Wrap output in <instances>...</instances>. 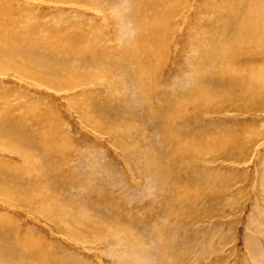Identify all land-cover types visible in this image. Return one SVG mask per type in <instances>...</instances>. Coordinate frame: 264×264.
<instances>
[{"label":"bare ground","instance_id":"obj_1","mask_svg":"<svg viewBox=\"0 0 264 264\" xmlns=\"http://www.w3.org/2000/svg\"><path fill=\"white\" fill-rule=\"evenodd\" d=\"M127 1L131 8L124 13V20H130L134 28L132 37L126 43L117 42L116 32L110 39L104 32L96 31L95 26L91 33L85 30L67 33L57 36L55 42L41 34L39 25L18 27L25 12L10 17L5 13L8 8L0 2V70L15 68L21 71L24 67L28 75L34 74L67 90L88 84L108 88L110 92L105 94H82L80 102H76L80 104L84 122L99 120L100 124L112 131L125 130L121 141L117 142L119 145L122 142L126 147L136 146L138 154L142 156L140 174L148 179L151 187L156 185L163 188L162 183H169L171 190L160 196V201L144 204V209L140 206L135 211V207H131L127 211L125 206L114 205V192L107 188L106 194L111 196L105 195L104 198L111 202L107 201L104 207L110 211V218L103 221L96 217L95 221L82 222V232L89 228L100 231L94 236L100 239L109 238L114 230L126 235L130 229V233H134L133 222L150 215L158 227L156 237L160 239V257L165 264H179L178 256L170 253V246L166 243L169 234L164 225L182 227L185 224L182 216L193 218L200 215L202 220L205 219L206 207L203 205L206 199H210H205L202 189L205 184L201 185L206 180L201 184L199 181L186 184L181 179L190 176L189 168L195 161H203L207 152L212 153V159H206V162H214L221 157L232 156L245 148L248 142L241 131L215 130L213 123L204 119L211 113L224 115L229 111L251 113L264 110V0H218L227 13L220 15L217 12L212 19L221 20L220 25L224 30L217 33L212 46L200 47L201 57L194 63L197 66L188 68L192 72L191 81L181 90L172 86L171 75L163 74L164 50L170 43L169 27H164L168 15L161 18L153 11L152 15L145 12L148 15L145 17L139 11L140 0ZM206 6L210 9L209 2H206ZM96 10V15H104ZM147 20L149 22L146 23ZM208 24L213 25L212 22ZM208 27L206 25L201 29ZM149 29L150 33L145 35ZM17 61L24 64L19 62L21 65L15 67ZM37 70H43L44 75L40 72L35 74ZM129 89L134 90L135 98L140 103L137 111L121 106L129 97ZM89 96L90 100L86 98ZM72 100L69 99L70 102ZM76 103H72L75 108ZM3 107L6 111L3 109L4 115H0V148L14 152L19 161L0 159V196L17 206L41 212L59 228H65V223L72 220L70 216H77L78 211L72 214L60 212L61 204L52 200L51 196L46 197L50 183L69 181L65 178L72 176L70 170L66 173L71 154L65 143L57 142L62 136L54 133L55 121L50 122L48 116L41 114L36 118L39 129L33 131L29 127V115H12L8 104ZM91 109L95 113L99 111L101 116L107 115V118L95 117ZM227 121L232 122L231 119ZM44 128H48V133L43 132ZM138 132L139 135H136ZM150 132L156 133L159 139H150ZM50 146L53 150H49ZM130 155L134 156V153L130 152ZM54 157L58 160H54ZM94 192L97 193L96 190ZM96 193L89 192L84 196L99 207V204H103L102 198L99 199L100 195ZM127 214L136 216L128 219ZM12 223L11 216L0 213V264H85L58 261L55 255L44 249L41 240L34 243L35 251L30 249L26 245L28 234L23 235ZM79 233L74 232L73 238H84ZM133 241L140 243V238L137 240L132 234L129 243Z\"/></svg>","mask_w":264,"mask_h":264},{"label":"rangeland","instance_id":"obj_2","mask_svg":"<svg viewBox=\"0 0 264 264\" xmlns=\"http://www.w3.org/2000/svg\"><path fill=\"white\" fill-rule=\"evenodd\" d=\"M102 1L0 0L8 8L5 13L10 17L18 12H25L20 18L18 27L24 28L29 24L39 25L41 34L49 36L55 42L57 36L67 33H81L84 30L91 33L92 27L95 26L96 31L104 32L110 39L116 32L117 42L126 43L128 38L132 37L134 28L132 22L125 21L123 16L131 8L129 1ZM140 2L139 11L145 17H148L145 12L152 15L153 11L161 18L168 15L164 27L166 25L169 27L170 43L164 50L166 59L163 64V74L168 77L171 75L172 86L176 90H181L191 81L192 72H189L188 68L197 66L194 63L201 57L200 47L212 46L213 40L217 39V33L224 30L220 25L221 20L213 21L212 15L217 12L221 15L223 12L227 13V10L218 0H140ZM206 2L210 3V9L207 8ZM96 9L104 15L97 14V16ZM214 10L216 12H213ZM211 22L213 25L208 24ZM206 25L209 27L201 29ZM149 33L150 29L145 35ZM21 61L15 62V67L23 65ZM19 62L21 64H18ZM181 68H184L182 72ZM24 69L23 67L21 71L15 68L0 70L2 105H0V115H4L6 109L3 106L8 104L11 107L10 114L29 115L28 121L30 120L31 124L29 127L33 131L39 129L36 118L41 114L48 116L50 122L55 121L54 133L62 136L57 142L65 143L64 146L71 154V162L66 173L70 170L72 176L65 178L69 181L50 183L46 197L51 196L52 200L61 204L60 212L72 214L78 211V213L77 216L73 214L70 216L72 220L65 223V228H59L53 220L45 217L41 212L7 202L2 199L3 196H0V213L11 216L15 228L23 235L28 234L26 245L30 249L35 251L34 243L41 240L44 249L55 255L60 262L165 264L159 254L160 239L156 237L158 227L156 221L150 219V215L133 222L134 233H130V229L126 235L122 231L114 230L109 238L100 239L94 237L100 234V231L89 228L82 232L84 229L80 223L95 221L96 217L103 221L110 218V211L104 207L106 202L110 201L104 198L105 195L111 196L106 194L107 188L114 192V197L112 196L114 205L125 206L127 211L131 207H135V211L140 209V206L144 209V204L160 201L162 199L160 196L171 190L169 183H162L163 188L156 185L151 187L148 179L140 174L142 156L138 154L136 146L126 147L122 142L120 145L117 142L121 141L125 130L112 131L100 124L99 120L84 122L80 104L76 102H80V98L89 93L110 92L108 88L100 84H88L68 90L62 89L43 78L35 77L34 74L28 75ZM39 72L44 75L43 70H37L35 74ZM115 94V97L119 96L117 92ZM86 98L90 100L91 96ZM69 99L75 101L70 102ZM134 99L136 100L135 92L129 89V97L121 106L137 111L140 103ZM73 102L76 103L77 108L72 106ZM91 111L95 117L107 118V115L101 116L99 111L97 113L93 109ZM230 112L233 111L224 115L211 113L204 121L212 122L215 130L222 128L226 132L241 131L243 136H247L244 139L248 140L245 148L232 156H224L214 162H206V159H212V153L207 152L203 161H195L189 168L190 176L181 179L186 184L189 181H199L201 184L206 180L201 184L202 186L205 184L204 187L200 186L204 188L205 199L210 198L206 199V204L203 205L206 207L205 219L202 220L203 217L200 215L193 218L182 216L185 223L182 227L164 225L166 233L169 234L164 239L170 246V253L174 252L178 256L179 264H264V110L251 111V113ZM230 119L232 122L227 121ZM229 123L232 125H228ZM47 130L48 128H44L43 132L48 133ZM131 130L133 133V129ZM136 135H139V132ZM149 138L156 141L159 136L150 132ZM49 150H53V147L50 146ZM130 152H133L134 156H131ZM0 159L10 162L19 161L14 152L1 148ZM54 160L58 158L54 157ZM95 190L100 195L99 199L102 198L103 204H99V207L84 196L89 192L96 193ZM118 210L121 212L120 208ZM127 215L128 219L136 216ZM148 219L151 221L149 222ZM74 232H80V236L84 238H73ZM132 234L137 240L140 238V243L134 241L129 243Z\"/></svg>","mask_w":264,"mask_h":264}]
</instances>
